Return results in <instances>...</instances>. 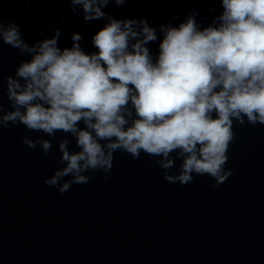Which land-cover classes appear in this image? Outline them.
<instances>
[{"label": "clouds", "instance_id": "obj_1", "mask_svg": "<svg viewBox=\"0 0 264 264\" xmlns=\"http://www.w3.org/2000/svg\"><path fill=\"white\" fill-rule=\"evenodd\" d=\"M63 2L73 14L82 9L85 23L105 21L91 37L95 51L82 48L80 33L61 49L59 28L30 46L20 26L0 15V42L31 57L14 76L0 71L10 107L4 110L0 96V130L23 125L52 138L21 137L62 165L44 184L63 195L88 184L86 173L103 172L107 180L116 152L156 158L171 184L187 185L194 175L211 177L212 187L226 182L235 125H264V0H218L222 12L207 26L192 8L178 25L158 28L103 11L129 0ZM158 39L154 54L148 45ZM58 132L63 138L54 145Z\"/></svg>", "mask_w": 264, "mask_h": 264}]
</instances>
